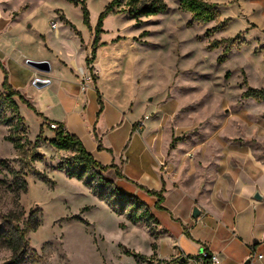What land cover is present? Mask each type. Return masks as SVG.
Masks as SVG:
<instances>
[{
    "label": "rangeland",
    "instance_id": "rangeland-1",
    "mask_svg": "<svg viewBox=\"0 0 264 264\" xmlns=\"http://www.w3.org/2000/svg\"><path fill=\"white\" fill-rule=\"evenodd\" d=\"M109 1L0 0V26L9 29L15 40L13 58L40 55L54 70L61 61H82L86 51L82 42L90 40V30L95 31ZM162 1L164 12L139 21L127 13H110L101 19L98 36L102 38L96 47L103 65L99 87L109 104L121 106L123 122L142 123L138 126L141 137L149 138L162 168L168 166L173 177L179 173L176 186L167 177L164 180L166 204L182 219L194 209L189 211L190 199L200 191L204 173L219 176L213 186L222 199L240 176L252 179L256 188L261 185L264 101L242 95L250 88L264 89V0H203L216 14L204 23L181 11L178 0ZM83 7L88 12L87 24ZM53 21L58 24V37L49 29ZM6 55L7 50L0 48V96L4 95V72L11 84L6 70L14 85L25 87ZM32 86L23 88L25 99L35 96L37 89ZM14 100L20 106L22 125L10 111L0 109L2 118L8 120L0 123V264L11 258L2 239L7 230L5 217L12 213L20 224L32 213L38 220V226L27 233L23 264H136L125 250L150 260H137L139 264H179V257L160 260L156 254L143 255L156 243L161 256L173 253V247L179 246L174 237L182 230L183 219L172 220L166 211L156 210L153 196L140 188L139 175L128 179L112 165L106 172L86 173L77 179L74 175L80 165L75 153L52 147L49 122L36 109L41 115ZM28 100L34 105V100ZM98 105L99 114L103 109L99 98ZM107 112L105 117L111 118L112 110ZM9 138L20 147L15 149ZM97 149L101 151L99 145ZM106 152L112 156L110 150ZM21 180L25 189L17 187ZM115 189L142 200L171 236H164L152 219L129 222L125 213L130 207L115 195ZM106 200L124 209V214L112 212ZM182 247L197 255L203 251L202 246L196 249L195 242Z\"/></svg>",
    "mask_w": 264,
    "mask_h": 264
},
{
    "label": "crops",
    "instance_id": "crops-1",
    "mask_svg": "<svg viewBox=\"0 0 264 264\" xmlns=\"http://www.w3.org/2000/svg\"><path fill=\"white\" fill-rule=\"evenodd\" d=\"M1 15L0 12V18ZM101 38L102 35L98 36V39ZM89 39L86 44L82 42L86 51L83 53L80 63L61 61L56 63L57 68L53 70L50 61L40 55L22 53L23 55L19 59L13 58L14 51L17 50L15 40L10 35L9 29L0 26V48L7 50L6 58L13 60L11 65L16 75L20 73L19 82L25 84V87L14 85L10 71L6 70L11 81L10 85L25 97L23 88L33 87L32 80L34 78H47L48 83L34 85L37 89L35 96L28 95L29 98H26L28 102V99L35 101V106L32 104L33 107L42 114L47 120L46 122L60 124L66 132L76 135L83 143L85 150L102 165H114L119 173L128 179L139 175V179H137L139 184L150 190L159 191L163 188V201L160 206L165 209L164 211L172 220L183 219L184 224L180 222L182 230L174 237L175 243L179 246H174L173 253L168 257H163L158 253L156 243L155 250L150 248V251L143 255L156 254V259L160 260L179 257V264H199L195 263L197 251L187 252L182 247L184 243L195 242L196 249L202 246L203 249L217 255V264H242L247 259H249L248 264H264V172L261 176L260 187H254L252 179L243 180L244 178L240 176L232 189L223 194L224 199L213 186L219 176L215 178L214 173L207 172L205 174L203 172L202 182L199 183L200 191L197 196L190 199L189 205V211L196 207L199 210V216L193 218L192 213H189L188 216H181V219L172 214V209L166 204L165 193L167 190H165L164 177L170 179V182L176 186L179 173L173 177L167 172L168 166L162 168L161 157L152 150L149 138L146 140L141 137L142 129L138 127L140 123L123 122L124 112L121 106L109 104L104 97L102 89L99 87V79L103 72V65L98 59L100 48L95 50V58L91 62L99 71V75L92 78L84 90L81 89L78 70L86 66L85 59L90 57L94 40L93 30H90ZM49 51L56 53L53 49H49ZM27 60L45 61L49 64V71L38 72L26 65ZM98 98L102 102L103 108L99 114ZM108 109L113 112L111 118L105 117ZM120 122H123L124 126L118 128ZM132 124H134L133 129L131 128ZM110 134H113L112 138L109 137ZM99 135L105 136L98 140L96 136L99 137ZM128 136L130 138L127 148L121 153ZM98 145L101 151L97 149ZM103 149L110 150L112 156L110 157ZM121 155L122 157H120ZM217 171L219 172V170ZM255 192L261 196L260 200L253 199ZM199 195L201 199L198 200ZM152 198H154L152 206L159 210L155 207L157 198L154 196ZM150 213L153 217L152 220L164 230V236H171V233L164 229L156 219L155 211L151 210ZM135 263L139 264L137 260Z\"/></svg>",
    "mask_w": 264,
    "mask_h": 264
},
{
    "label": "trees",
    "instance_id": "trees-1",
    "mask_svg": "<svg viewBox=\"0 0 264 264\" xmlns=\"http://www.w3.org/2000/svg\"><path fill=\"white\" fill-rule=\"evenodd\" d=\"M178 7L181 11L189 12L192 15L193 20L200 22H209L216 17L215 12L212 9V6L204 2L203 0H178ZM166 10V5L162 0H110L109 3L104 8L103 12L99 17L98 25L94 31V40L91 46L90 57L85 59V63H91L95 58V50L98 43V35L100 33V21L101 19L110 14V13H127L136 21H139L142 17H150L162 13ZM88 12L85 7H83V21L87 24ZM1 67V65H0ZM2 68V67H1ZM6 72H4V79L1 83V89L4 92V95L0 96V109L10 111L11 114L15 115L17 124H23V118L19 115V106L15 102L14 98H17L18 101L26 105L36 114L41 115L36 112L35 108L28 102L23 95L18 91L14 90L10 84L7 82ZM242 97H251L256 101H264V89L255 90L248 89L243 93ZM0 123H8L7 119L2 118L0 111ZM16 124V125H17ZM15 125V129L18 127ZM22 127V126H21ZM53 133V139L50 141L52 147L63 150V151H72L76 155V159L80 165L79 171L74 175L77 179H81L82 176L86 173L89 175H98L101 172H106L113 168L114 166H102L97 163L92 156L85 150L81 140L75 137L72 134L66 132L62 125L57 124L56 129H51ZM9 138L13 147L15 149L19 148L20 145ZM117 175L118 172L115 170ZM17 187L20 189H25V181L21 180L17 183ZM145 190V193L149 196H154L157 198L155 203L156 207L161 210H165L160 204L163 201L162 192L163 188L159 191L144 189L143 186L140 187ZM115 195L118 196L125 205H129V210L125 213V218L131 223H137L138 221L144 219H152V215L149 210L144 207V204L134 198L127 196L124 193L119 192L115 189ZM105 203L110 207L112 212L115 214L121 215L124 214V209L117 208L107 200ZM139 213V214H138ZM7 223V230L3 236V244L11 252V258L9 262L3 264H23L22 258L26 253L28 248V239L27 233L33 231L38 226V220L35 215L29 214L26 221H22L20 224V219L16 216L15 213L9 214L5 217ZM155 250V247H152ZM125 255L133 257L135 260H141L142 262H150L145 257L138 253H134L128 250H125ZM197 257V256H196Z\"/></svg>",
    "mask_w": 264,
    "mask_h": 264
},
{
    "label": "built area",
    "instance_id": "built-area-1",
    "mask_svg": "<svg viewBox=\"0 0 264 264\" xmlns=\"http://www.w3.org/2000/svg\"><path fill=\"white\" fill-rule=\"evenodd\" d=\"M49 29H50V31H52V33L55 37L59 36L58 24L56 21L49 23ZM96 75H97V70L95 69V67L91 63L86 64V66L83 69L80 68L78 70V76L80 77L81 89L84 90L87 87V84ZM35 79H38L41 82H45V84L49 82V80L47 78H34V80H32V85H35ZM144 119H147V117H145ZM140 124H142V123H140ZM48 127H49V129H56L57 124L54 122H49ZM258 257L260 258L261 256L259 255ZM196 259H197V263H199V264H217V262H218L217 255L212 254L205 249H203L201 254L197 255Z\"/></svg>",
    "mask_w": 264,
    "mask_h": 264
},
{
    "label": "water",
    "instance_id": "water-1",
    "mask_svg": "<svg viewBox=\"0 0 264 264\" xmlns=\"http://www.w3.org/2000/svg\"><path fill=\"white\" fill-rule=\"evenodd\" d=\"M26 65L30 66L31 68H33L34 70L38 71V72H48L49 71V64L45 61H30L27 60ZM44 85L45 82H41L38 79H35V85ZM253 199L255 200H260L261 196L258 194V192H255V194L253 195ZM199 216V210L195 207L192 211V217L193 218H197ZM249 263V259L245 260L242 264H248Z\"/></svg>",
    "mask_w": 264,
    "mask_h": 264
}]
</instances>
